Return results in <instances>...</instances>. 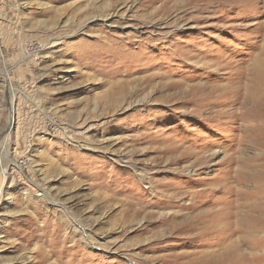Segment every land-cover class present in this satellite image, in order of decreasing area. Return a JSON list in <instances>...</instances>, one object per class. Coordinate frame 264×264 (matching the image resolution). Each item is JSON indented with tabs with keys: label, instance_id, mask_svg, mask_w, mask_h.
Returning a JSON list of instances; mask_svg holds the SVG:
<instances>
[{
	"label": "rangeland",
	"instance_id": "374dc122",
	"mask_svg": "<svg viewBox=\"0 0 264 264\" xmlns=\"http://www.w3.org/2000/svg\"><path fill=\"white\" fill-rule=\"evenodd\" d=\"M261 64L264 0H0V264H264Z\"/></svg>",
	"mask_w": 264,
	"mask_h": 264
},
{
	"label": "bare ground",
	"instance_id": "6f19581e",
	"mask_svg": "<svg viewBox=\"0 0 264 264\" xmlns=\"http://www.w3.org/2000/svg\"><path fill=\"white\" fill-rule=\"evenodd\" d=\"M261 66L263 67V68H262V71H263V70H264V65L261 64ZM262 71H259V74H260V75H261V72H262ZM14 98H15V97H13V98L11 99V100H12V102H11L12 104H13V100H14ZM246 112H247V111H246ZM246 117H247V116H246ZM243 119H244V118H243ZM258 119H259V118H258ZM262 122H264V121H262ZM259 123H260V122H259ZM12 127H13V121L10 120V124H9V126H8V129L10 130ZM215 155H216V153H215ZM186 159H187V158H186ZM5 175H6V170L4 169V172H3V179L5 178ZM248 179H249V178H248ZM251 179H252V178H251ZM256 182H258V181H256ZM2 186H3V185L1 184V185H0V190H2ZM255 189H256V188H255ZM262 190H263V189H262ZM0 192H1V191H0ZM236 192H237V191H236ZM260 192H261V191H260ZM237 194H238V193H237ZM244 194H245V193H244ZM240 195H242V194L240 193ZM43 196H46V195H45V192L43 193ZM243 196H244V195H243ZM243 196H242V197H243ZM242 197H241V198H242ZM243 198H244V197H243ZM246 198H247V197H246ZM258 198H259V197H258ZM236 200H237V199H236ZM243 201H245V200H243ZM233 203H234V202H233ZM238 204H240V203H238ZM233 205H234V204H233ZM234 206H235V205H234ZM234 206H233V207H234ZM246 206H247V205H246ZM239 208H240V207H239ZM241 208H242V207H241ZM242 211H243V210H242ZM242 211H241V212H242ZM259 225H260V224H258V222L255 221V220H252V221L250 222V224H248V226H250V227H249V228H250V229H249L250 232H249V231H248V232H249V233H252L253 238H257L256 236L259 235V233L261 232V226H259ZM244 226H245V225H244ZM241 228H242V227H241ZM244 228H246V227H244ZM247 230H248V229H247ZM252 231H253V232H252ZM245 235H246V234H245ZM243 236H244V235H243ZM235 250H236V249H235ZM238 250H239V249H238ZM253 250H254V249H253ZM232 253H235V251H233ZM242 254H243V253H242ZM233 255H235V254H233ZM257 255H258V254H257ZM231 256H232V255H230L229 257H231ZM236 256H237V255H236ZM259 256H260V255H259ZM232 257H233V256H232ZM232 257H231V258H232ZM252 257H253V258H252L253 260H255V259L258 260V259H259V263L256 262L255 264H261V261H260L261 258H255L256 255H252ZM243 258H244V257H243ZM232 259H233V258H232ZM232 259H231V260H232ZM236 259H239V258L237 257ZM240 259H242V258H240ZM255 261H256V260H255Z\"/></svg>",
	"mask_w": 264,
	"mask_h": 264
}]
</instances>
